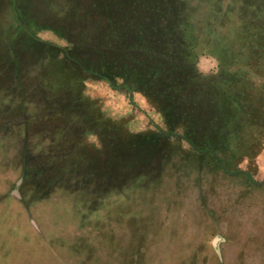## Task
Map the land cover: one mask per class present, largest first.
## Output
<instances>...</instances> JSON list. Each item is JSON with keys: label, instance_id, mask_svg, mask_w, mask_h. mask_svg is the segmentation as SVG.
I'll list each match as a JSON object with an SVG mask.
<instances>
[{"label": "trees", "instance_id": "16d2710c", "mask_svg": "<svg viewBox=\"0 0 264 264\" xmlns=\"http://www.w3.org/2000/svg\"><path fill=\"white\" fill-rule=\"evenodd\" d=\"M25 1L12 4L18 22L12 60L0 56V90L7 96L0 115L8 121L2 141L13 140L16 150L22 145L14 159L28 172H34L29 150L38 148L30 163L43 166L40 186H73L90 212L86 187L97 198L127 196L117 201L135 207L136 187L154 194L167 176L181 179L184 170L202 169L215 180L242 177L251 185L250 171L239 165L264 146V54H242L243 31H207L221 13L228 22L230 3L225 9L222 0H210L204 9L206 0H57L53 8H35ZM44 30L66 46L42 39ZM203 51L218 58V73L200 72ZM90 80L143 95L165 129L137 134L106 118L85 95ZM88 133L99 146L88 142ZM123 207L130 204L120 212Z\"/></svg>", "mask_w": 264, "mask_h": 264}, {"label": "rangeland", "instance_id": "374dc122", "mask_svg": "<svg viewBox=\"0 0 264 264\" xmlns=\"http://www.w3.org/2000/svg\"><path fill=\"white\" fill-rule=\"evenodd\" d=\"M15 1L26 3L0 0V56L7 61L12 60L10 38L18 25L12 9ZM56 1L30 0V4L53 8ZM210 2L200 5L206 9ZM229 3L233 8L227 14L228 22L221 13L217 21L209 22L207 31L223 36L243 31L237 37L242 38V54H264V0H222L223 8L228 9ZM248 28L251 33L245 35ZM210 34L200 36L206 39ZM39 36L66 46L48 30ZM219 66L215 55L203 51L200 72L216 74ZM260 80L264 84V73ZM85 95L97 102L106 118L133 133L165 129L161 114L141 94L131 95L113 90L106 82L90 80ZM6 99L1 89L0 106ZM7 122L0 115V264H264V146L255 160L239 165L250 171L251 185L242 177L215 180L202 169L184 170L181 179L167 176L154 194L151 189L140 193L136 187L131 193L135 207L131 200L117 201L127 196L115 199L101 193L97 198V190L86 187V192L92 191L85 195L89 212L83 209L84 198L75 197L79 194L73 186L63 190L54 184L39 185L43 166L30 163L38 148H31L27 156L34 172L14 159L22 145L16 150L11 147L13 140L2 141ZM86 137L90 144L100 145L96 134ZM129 204L130 208L120 212L121 206Z\"/></svg>", "mask_w": 264, "mask_h": 264}]
</instances>
